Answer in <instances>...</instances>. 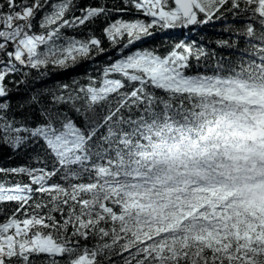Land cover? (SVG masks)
Returning a JSON list of instances; mask_svg holds the SVG:
<instances>
[{
    "label": "snow or ice",
    "instance_id": "6c2138e0",
    "mask_svg": "<svg viewBox=\"0 0 264 264\" xmlns=\"http://www.w3.org/2000/svg\"><path fill=\"white\" fill-rule=\"evenodd\" d=\"M0 155V264H264V0H0Z\"/></svg>",
    "mask_w": 264,
    "mask_h": 264
},
{
    "label": "trees",
    "instance_id": "16d2710c",
    "mask_svg": "<svg viewBox=\"0 0 264 264\" xmlns=\"http://www.w3.org/2000/svg\"><path fill=\"white\" fill-rule=\"evenodd\" d=\"M217 27H219V25H217ZM209 34H211V29H209ZM193 38H196L195 35L193 36ZM105 47H107V43H105ZM101 59H103V57ZM88 67H90L88 62H83L81 66H77L75 69H69L65 72H60L58 70L54 72V70L49 69L50 78L36 83L34 87L36 89H42L55 84L57 81L70 82L75 77L84 76L86 74L85 69ZM3 159H6V157L0 155V161H2Z\"/></svg>",
    "mask_w": 264,
    "mask_h": 264
}]
</instances>
